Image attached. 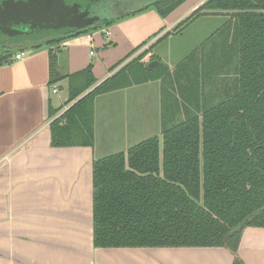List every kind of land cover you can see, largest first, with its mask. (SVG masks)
<instances>
[{
	"label": "trees",
	"instance_id": "trees-1",
	"mask_svg": "<svg viewBox=\"0 0 264 264\" xmlns=\"http://www.w3.org/2000/svg\"><path fill=\"white\" fill-rule=\"evenodd\" d=\"M184 1L161 0L154 6L166 17ZM200 16L227 17L201 46L226 26L231 30L236 76L230 94L205 107L197 102V90L185 93L194 111H185L183 120L168 127L162 125L160 137L93 160L95 248L219 247L233 255V264H241L237 249L243 229L264 228V0H205L156 42L179 34ZM112 23L45 38L30 49L51 47ZM143 46L110 68L112 74L99 84L92 64L69 77L68 108L58 116V110L49 111L53 148L92 147L93 105L98 96L169 74L156 57L142 61L147 53L140 52ZM23 50L21 45L0 47V65ZM193 55L179 63L176 74L189 66ZM153 61L157 64L148 68Z\"/></svg>",
	"mask_w": 264,
	"mask_h": 264
},
{
	"label": "crops",
	"instance_id": "crops-1",
	"mask_svg": "<svg viewBox=\"0 0 264 264\" xmlns=\"http://www.w3.org/2000/svg\"><path fill=\"white\" fill-rule=\"evenodd\" d=\"M170 16L162 19L148 8L103 26L101 39L94 30L87 31L51 47L30 46L20 59L14 56L0 65V264H233V255L219 247H93V160L125 152L160 134L158 85L98 96L92 147L50 144L49 111L58 110V116L68 108L58 96L65 84L68 97L69 77L84 70L97 54L100 63L93 65L92 73L101 83L112 74L109 68L156 27L171 22ZM176 24L163 29L170 31ZM111 44L114 47L107 49ZM112 101L121 103L124 115L122 122L111 120L108 128L103 120L99 124V106L111 107ZM102 129L109 130V140L103 139ZM111 140H121L124 146L106 152ZM237 256L241 264H264V228L243 229Z\"/></svg>",
	"mask_w": 264,
	"mask_h": 264
},
{
	"label": "rangeland",
	"instance_id": "rangeland-1",
	"mask_svg": "<svg viewBox=\"0 0 264 264\" xmlns=\"http://www.w3.org/2000/svg\"><path fill=\"white\" fill-rule=\"evenodd\" d=\"M86 1L87 0H65V4L69 6L78 3L83 5ZM149 1L152 0H140L139 3L146 4ZM158 1L161 0H153V4L149 5L146 9H152V11H155L160 17L156 6H154V3ZM204 1L205 0H185L174 11L169 13L171 14V22H165L162 27H156V29L152 31L153 33L151 32L149 36L138 45L140 46L141 44H144L140 52L144 50L147 52L142 58L144 63L149 62L152 57L158 58L157 56H159L162 63L171 67L168 68L170 71L169 74H166L162 79L141 84H148L150 85L149 87H155L156 85L159 86L161 103L160 110L162 112L159 133L162 130V125L168 127L175 122L183 120L186 115L185 111H194V105L188 102L189 98L185 93L189 94L194 92V90H197L199 92L198 104L208 107L218 103L229 95L230 90L234 85L236 71L234 62L235 54L231 43V30L226 26L224 30L212 37L208 43L201 46L203 41L222 28V25L227 22V17L200 16L185 25L184 28L181 29L182 31L180 30L181 32L179 34L178 32L172 33L164 39L156 42L157 39L167 32L164 29H167L185 19L188 16V13H190L189 11L195 7L198 8V6ZM127 17H129V15L115 19L112 24H115L122 19H126ZM161 18L164 19V17ZM174 27H172L170 31H172ZM99 28L100 29L94 30V32L98 33V37L101 39L100 33L103 34L105 32L104 29L106 28ZM163 30L165 31L164 33H162ZM1 40L2 38L0 37V41ZM61 42L64 43V40ZM19 43H23V47L25 51H27V44L30 45L31 42L23 41ZM113 45H108L107 49H112L114 47ZM137 47L124 55L122 59L128 56V54ZM11 48H17V46L13 45ZM104 49L106 50V48ZM100 52L101 49L98 50V53ZM190 54L193 55V59L189 63V66L182 70L183 72L176 74L175 70L179 63ZM99 61V57L96 54L91 59L90 64L94 65ZM180 94L182 96H180ZM61 97L63 98L62 107L64 108L68 99L65 84L63 89L59 91L58 98ZM131 100L135 102L134 97H132ZM120 104L119 101H112L111 107L107 108V105H104L102 108L99 106V124H101L103 120V122L107 123L109 128L111 120L116 122H119L118 120H120L122 122L124 114L121 113L122 107ZM68 106L69 105H67L66 108ZM104 130L105 129H102L103 139L105 138L106 140H109L110 132L108 129H106V131ZM158 137H160V134ZM110 143V147L106 152H118V150H120L119 147L124 146V143L121 140H111Z\"/></svg>",
	"mask_w": 264,
	"mask_h": 264
},
{
	"label": "water",
	"instance_id": "water-1",
	"mask_svg": "<svg viewBox=\"0 0 264 264\" xmlns=\"http://www.w3.org/2000/svg\"><path fill=\"white\" fill-rule=\"evenodd\" d=\"M89 0L65 4V0H0V34L13 42H37L106 24L152 5L153 0ZM156 3V2H155ZM157 64L149 63L148 68Z\"/></svg>",
	"mask_w": 264,
	"mask_h": 264
},
{
	"label": "flooded vegetation",
	"instance_id": "flooded-vegetation-1",
	"mask_svg": "<svg viewBox=\"0 0 264 264\" xmlns=\"http://www.w3.org/2000/svg\"><path fill=\"white\" fill-rule=\"evenodd\" d=\"M88 1H89V0H87L85 4H87ZM85 4H83V5H85ZM4 41H5V39H2V40H1L2 43H5ZM9 42H10V43H8V44H7V43L3 44V46H2V43H0V47H2V49H4V50H8V49H10L13 45H15V46H19V45L24 46L23 43L16 44V43H14L13 41H12V42L9 41ZM33 43H34V42H31L30 45L27 44L28 48H29L30 46H32Z\"/></svg>",
	"mask_w": 264,
	"mask_h": 264
},
{
	"label": "built area",
	"instance_id": "built-area-1",
	"mask_svg": "<svg viewBox=\"0 0 264 264\" xmlns=\"http://www.w3.org/2000/svg\"><path fill=\"white\" fill-rule=\"evenodd\" d=\"M106 34H108V32H106ZM23 55H24V53L20 52V53L16 54L14 58L15 59H20L21 57H23ZM92 55H93V52L90 53V56H92ZM53 92L56 93V89H54Z\"/></svg>",
	"mask_w": 264,
	"mask_h": 264
}]
</instances>
